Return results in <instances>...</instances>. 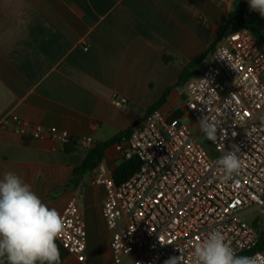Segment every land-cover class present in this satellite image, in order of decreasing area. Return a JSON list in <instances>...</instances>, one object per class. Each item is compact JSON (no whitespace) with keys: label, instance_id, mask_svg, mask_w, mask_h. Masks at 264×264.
I'll use <instances>...</instances> for the list:
<instances>
[{"label":"crops","instance_id":"0c3cea01","mask_svg":"<svg viewBox=\"0 0 264 264\" xmlns=\"http://www.w3.org/2000/svg\"><path fill=\"white\" fill-rule=\"evenodd\" d=\"M233 4L0 0V178L17 174L60 215L81 195L86 257L78 261L57 240L61 264H115L103 217L106 188L93 182V171L78 186L70 183L89 150L75 141L62 145L21 135L13 119L29 128L55 126L74 138L90 136L98 144L135 129L160 103L165 112L181 111L201 141L198 123L185 112L186 83L203 70ZM184 71L187 80L179 83ZM121 98L126 103L116 105ZM128 140L107 148L112 168L123 160L117 146Z\"/></svg>","mask_w":264,"mask_h":264},{"label":"built area","instance_id":"2783aa9c","mask_svg":"<svg viewBox=\"0 0 264 264\" xmlns=\"http://www.w3.org/2000/svg\"><path fill=\"white\" fill-rule=\"evenodd\" d=\"M244 5L252 11L248 0ZM186 90L185 112L196 123L204 116L221 121L217 142L210 141L217 156L209 154L181 118L172 119L171 112L156 108L125 146H117L123 159H139L134 175L117 184L105 158L93 170V182L106 188L103 217L114 262L164 264L180 256V248L181 264H194V245L220 230L237 255L251 252L264 264V251H254L264 230V121L259 119L264 114L263 44L246 28L229 33ZM115 103L123 106L126 99ZM13 121L17 132L32 139L49 138L62 145L75 141L87 150L96 145L90 136L74 138L55 126L29 128L17 118ZM233 144L240 149L242 167L225 180L216 161ZM80 197L63 209L65 231L58 241L81 262L88 237ZM252 210L259 214L248 223L245 216Z\"/></svg>","mask_w":264,"mask_h":264},{"label":"clouds","instance_id":"9594fccd","mask_svg":"<svg viewBox=\"0 0 264 264\" xmlns=\"http://www.w3.org/2000/svg\"><path fill=\"white\" fill-rule=\"evenodd\" d=\"M248 2L250 10L264 17V0ZM259 119L264 121V114ZM220 123L204 116L198 129L204 138L216 143ZM239 153V147L233 144L216 161L225 180L239 174L242 167ZM64 231V219L55 208L46 205L20 176L4 173L0 178V264H61L57 240ZM178 249L181 255L169 257L164 264H181L183 250ZM192 256L194 264H260L258 256L237 255L220 230H212L197 242Z\"/></svg>","mask_w":264,"mask_h":264},{"label":"trees","instance_id":"16d2710c","mask_svg":"<svg viewBox=\"0 0 264 264\" xmlns=\"http://www.w3.org/2000/svg\"><path fill=\"white\" fill-rule=\"evenodd\" d=\"M244 28L250 30L264 46V18L261 17L260 14L257 12H252L247 10L244 5V0H234L233 9L228 15V23L223 28L221 33L217 36L216 40L210 47L208 53L210 51H213L217 46V44L226 35ZM206 55L207 53L204 54L203 57H205ZM187 70L188 69H186L185 71ZM185 71L182 73L179 83H182L187 80V78L185 77ZM159 104L160 103L153 106L149 110V112L156 109L159 106ZM180 116H181V111H177L172 114V119H178L180 118ZM133 130L134 127L119 133L117 136L113 137L107 142L98 143L93 148H91L87 152L82 163L74 168L73 177L70 183L74 186H78L82 177L92 172L96 168V166L104 159L107 148H109L113 144L120 143L130 138ZM139 167H140V161L137 158V156H134L131 159H123L122 162L112 170L115 182L117 184L124 182L132 175H134L139 169ZM257 250L264 251V230L262 231L260 242L254 251ZM239 255L250 256L251 252H242ZM38 263L39 262H37V264Z\"/></svg>","mask_w":264,"mask_h":264},{"label":"rangeland","instance_id":"374dc122","mask_svg":"<svg viewBox=\"0 0 264 264\" xmlns=\"http://www.w3.org/2000/svg\"><path fill=\"white\" fill-rule=\"evenodd\" d=\"M202 145L205 147V149L209 152V154L213 157L217 156V152L215 151L213 145L211 144L210 141H208L204 136H202L201 139ZM259 214L257 210H252L248 212L245 216L246 220L248 223H252L255 217Z\"/></svg>","mask_w":264,"mask_h":264}]
</instances>
